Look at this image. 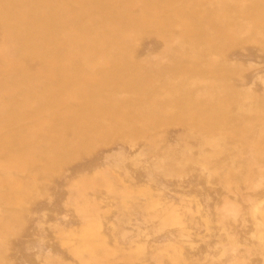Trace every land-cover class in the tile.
Wrapping results in <instances>:
<instances>
[{
    "label": "rangeland",
    "instance_id": "374dc122",
    "mask_svg": "<svg viewBox=\"0 0 264 264\" xmlns=\"http://www.w3.org/2000/svg\"><path fill=\"white\" fill-rule=\"evenodd\" d=\"M0 264H264V0H0Z\"/></svg>",
    "mask_w": 264,
    "mask_h": 264
}]
</instances>
